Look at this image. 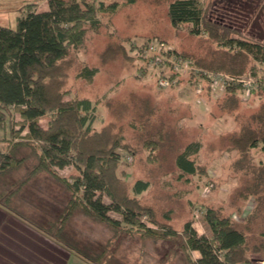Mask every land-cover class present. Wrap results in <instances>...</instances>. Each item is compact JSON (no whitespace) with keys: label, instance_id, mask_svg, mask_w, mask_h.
I'll list each match as a JSON object with an SVG mask.
<instances>
[{"label":"rangeland","instance_id":"374dc122","mask_svg":"<svg viewBox=\"0 0 264 264\" xmlns=\"http://www.w3.org/2000/svg\"><path fill=\"white\" fill-rule=\"evenodd\" d=\"M173 1L96 0L97 3L104 2L105 6L117 4L118 8L113 14H102V28L98 32L90 31L81 50L71 54L60 65L62 71L57 81L63 83V89L69 90L68 98H87L93 104L98 102L92 125L97 132L107 129L111 138H123L122 143L127 149L117 150L121 156L118 174L126 173L123 181L129 184L130 195H135L131 188L136 181L149 182V188L138 198L143 205L154 209L158 220L164 222V214L173 211L169 223L178 232L185 222L192 219L197 235L207 237L210 236V227L205 219L208 209L243 220L256 206V201L253 198L244 199L243 193L247 189H264L263 185L259 189L252 185L253 182L257 183L254 180L264 167V143L259 141L258 146L249 151L251 159L249 157L246 161L233 143V138L243 135L244 131L259 130L261 124L252 117L264 104V90H256L255 85L254 93L238 90L233 94L225 91L226 87L240 86L237 82L226 81L227 76L253 75L258 80V75L249 70L252 66L260 70V76L264 73V61H256L253 57L255 54L250 55L249 62L245 64L249 70L247 74L227 70V57L240 49L235 42L232 45L234 49L226 42L241 39L264 46V40L256 37L259 27L254 26L256 19L250 17L247 9L252 0H235L243 4L226 9L224 5L228 0H197L205 8V17L199 27H194L199 32L195 35L188 27L190 25L192 28L191 24L177 28L172 25L168 8ZM29 2L35 4L36 11L48 10L47 0H0V24L14 27L17 17L27 13L21 12V5ZM208 20L212 25L206 30ZM221 21L232 27H222ZM262 29L264 34V27ZM148 44L155 46V51L150 49L145 54L143 48ZM153 52L170 59L175 55L186 56L192 60L195 72L187 70L179 74L171 73L169 69L161 70L154 63L155 57H151ZM194 60L199 61L200 65L195 64ZM84 65L98 68L92 81L78 76ZM158 74L169 77L171 86L160 87L157 84ZM218 76L225 79L219 80L220 84L209 90L207 81ZM194 77L196 83H193ZM223 84L226 87L223 88ZM12 114L13 123L19 130L25 124L19 108L13 107ZM50 120L51 114L41 117V126L47 128ZM27 133L28 129L25 128L19 138ZM161 137L164 142L153 151L149 142L162 140ZM193 141L202 143L197 162L206 174L181 176L175 166V157ZM55 169L63 177L79 174L75 165L64 168L55 166ZM102 200L107 204L111 202L105 194H102ZM240 208L243 209L241 216L237 211ZM109 215L123 220L122 215L114 211H110ZM2 220L1 217L2 228H15L11 222L2 224ZM140 220L148 227L163 231L147 214H143ZM74 226L85 235L83 239L79 237L80 240L86 242V237L94 240V251L99 253V247L104 246L106 259L114 256L119 262L126 261L128 264H159L160 261L186 264L180 249L184 240L181 234L168 240H141L123 233L113 235L106 226L91 219H87V222L75 220ZM14 232L16 234L12 236L18 239L19 231ZM31 240L32 247L41 252L45 250L43 247L49 248V245L40 244L34 237ZM3 242L5 245L0 244V264H17L9 260L12 254L9 256L8 241L3 239ZM57 252L50 254V258L59 260L61 255ZM253 256L254 259L262 258L261 254ZM45 263L44 260H31V264ZM103 263L106 264V261ZM63 264H86V261L71 254Z\"/></svg>","mask_w":264,"mask_h":264},{"label":"trees","instance_id":"16d2710c","mask_svg":"<svg viewBox=\"0 0 264 264\" xmlns=\"http://www.w3.org/2000/svg\"><path fill=\"white\" fill-rule=\"evenodd\" d=\"M47 1L46 11H36L32 2L22 4L21 12L27 13L17 17L14 27L0 24V209L90 264L104 261L118 264L114 256L108 260L104 258L105 251L97 253L79 239L72 229L76 216L106 226L113 235L168 240L178 235L169 223L173 211L165 213L166 220L162 222L153 208L140 202L138 195L150 186L147 181H136L131 188L135 195H130V186L123 181L126 173L121 172L122 177L118 174L121 156L117 150L127 149L123 138H111L107 129L97 132L92 125L98 102L68 98L69 90L57 81L62 71L60 65L81 50L90 31L102 28V14H113L118 6H105L96 0ZM233 2L236 1L228 0L224 9L243 4ZM262 2L252 0L247 9L250 17L256 19L254 26L259 27L256 37L264 40ZM168 16L175 28L191 24L192 28L188 27L195 35L199 32L194 27L201 25L205 8L197 0H175L169 5ZM209 25L211 20L206 30ZM220 25L232 27L222 21ZM234 42L240 50L227 57V70L244 74L252 70L258 75L256 90H264V73L260 76V70L254 66L245 68L250 55L255 54L256 61H264V46L241 39H229L226 44L234 49ZM194 62L200 65L199 61ZM97 73L98 68L84 65L78 76L92 81ZM196 81L194 77L193 83ZM238 90L242 88L229 86L225 91L234 94ZM13 107L19 108L25 121L19 130L13 123ZM49 114V125L43 128L40 118ZM252 119L261 124L259 130L249 129L233 138L244 161L251 159L249 151L259 141L264 143V104ZM25 128L27 135L19 138ZM163 142L162 139L149 144L155 151ZM201 148L200 141H193L176 155L175 166L181 176L206 174L197 162ZM67 165H75L79 174L63 177L55 169ZM254 181H257L252 184L254 188L264 186V167ZM102 194L110 198V204L103 202ZM243 198L256 201L253 212L243 220L223 216L212 208L207 210L205 219L210 236L197 235L192 219L185 222L180 249L186 264H257L264 260V189H247ZM110 211L122 215L123 220L112 218ZM237 211L241 216L243 209ZM143 214L163 231L143 224L140 220ZM192 251H198L201 257L194 259ZM255 254H261L262 258L254 259Z\"/></svg>","mask_w":264,"mask_h":264},{"label":"crops","instance_id":"0c3cea01","mask_svg":"<svg viewBox=\"0 0 264 264\" xmlns=\"http://www.w3.org/2000/svg\"><path fill=\"white\" fill-rule=\"evenodd\" d=\"M42 11H46V9H44ZM0 211L2 212L3 210H0ZM1 217L3 218L2 224L7 223V222H11L14 225V227L16 228V229L12 228V227L2 228L0 226V244L5 243V242H3V239L8 241V243H9L8 251H11L9 253V256H10V254H12L9 258V260H11V262H15V263L19 264L22 261V264H31V260L34 262L44 260L46 262L45 264H63V261L65 262V260H67L70 257V255H71L70 252H68L67 250H65L64 248L59 246L58 244L54 243L52 240L48 239L43 234L39 233L37 230H35V229L31 228L30 226L26 225L25 223L19 221L13 215L7 214L5 211H3V214H0V219H1ZM79 219H82L85 222H87L88 218L76 216L75 220H79ZM6 226H8V225H6ZM74 227L75 226L73 225L72 229L75 231V233L79 237H82V239H83V237H85V235H82V233L78 232L76 229H74ZM15 230L19 231V233H17V234H19L18 239H16L15 237L12 236V234H16L14 232ZM73 230H71V231L74 233ZM181 231L178 232V234H181ZM3 236H6V238H3ZM20 236H23V237H20ZM86 236H87V234H86ZM32 237L37 239V241L40 244L43 243L45 246L49 245L48 246L49 248L47 249V247H43L45 249L43 252H41V250H39V249H35L34 247H32V243H33L31 240ZM86 240L87 241L84 243L92 246V249H94V247H93V246H95L94 240L93 239L89 240L88 237H86ZM14 245H15V247H14ZM10 248H14L15 250H11ZM99 248H101V249H99L100 252L105 251L104 246H101ZM0 252H1V250H0ZM56 252L58 254L60 253V255H61L60 259L57 261L50 258V254H53V253L55 254ZM192 255H193L194 259H199L201 257V254L198 251H192ZM108 257L110 259V256H108ZM117 262H119V261H117ZM88 263L89 262L86 261V264H88ZM119 263L120 264H128V263H126V261L125 262H119ZM157 263H159V262H157ZM160 263L161 264H169V261H163V262L160 261Z\"/></svg>","mask_w":264,"mask_h":264},{"label":"built area","instance_id":"2783aa9c","mask_svg":"<svg viewBox=\"0 0 264 264\" xmlns=\"http://www.w3.org/2000/svg\"><path fill=\"white\" fill-rule=\"evenodd\" d=\"M149 47V48H148ZM144 52L145 54H148V50H152L155 51V46H150V44H148L147 46H145L144 48ZM154 56L155 60L154 63L156 65H158V68H160L161 70H171V73H182L185 71H190V72H195V70H193V64H192V60L186 58V57H179V56H174L173 59H170L168 57L163 56L160 57L156 54V52H153V55H151V57ZM169 64V65H167ZM220 75V74H219ZM245 77V76H243ZM241 77H228L222 78V76H218V77H211L209 79V88L213 89L215 88L217 85L220 84L219 80H223L225 79L226 81H233V82H237L238 85L241 86L242 90H245L248 93H251V91L254 89L255 85H257V78L253 75H248L245 78ZM157 84L162 87V88H167L169 86H171L172 81L170 80V78L168 77H164L162 76V74H158L157 76ZM223 88L225 86V84L222 85ZM226 87V86H225ZM202 90V89H201ZM201 92V91H199ZM202 93V92H201ZM257 264H264V260L262 261V263L257 262Z\"/></svg>","mask_w":264,"mask_h":264}]
</instances>
